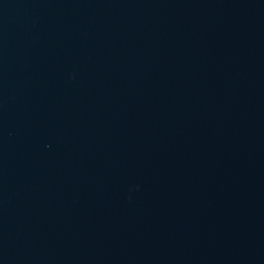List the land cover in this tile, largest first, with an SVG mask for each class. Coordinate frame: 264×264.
I'll list each match as a JSON object with an SVG mask.
<instances>
[{"label":"water","instance_id":"1","mask_svg":"<svg viewBox=\"0 0 264 264\" xmlns=\"http://www.w3.org/2000/svg\"><path fill=\"white\" fill-rule=\"evenodd\" d=\"M264 96V0H0V237L173 159Z\"/></svg>","mask_w":264,"mask_h":264}]
</instances>
